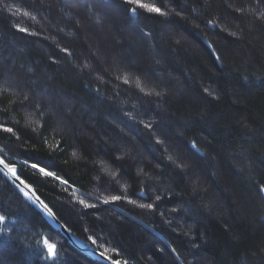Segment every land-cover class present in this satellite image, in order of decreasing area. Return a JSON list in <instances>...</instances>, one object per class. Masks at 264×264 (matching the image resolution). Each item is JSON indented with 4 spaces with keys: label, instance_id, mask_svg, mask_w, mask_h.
<instances>
[{
    "label": "trees",
    "instance_id": "trees-1",
    "mask_svg": "<svg viewBox=\"0 0 264 264\" xmlns=\"http://www.w3.org/2000/svg\"><path fill=\"white\" fill-rule=\"evenodd\" d=\"M141 3L0 0V153L121 264H264V0ZM0 211V264H103L1 173Z\"/></svg>",
    "mask_w": 264,
    "mask_h": 264
},
{
    "label": "snow or ice",
    "instance_id": "snow-or-ice-1",
    "mask_svg": "<svg viewBox=\"0 0 264 264\" xmlns=\"http://www.w3.org/2000/svg\"><path fill=\"white\" fill-rule=\"evenodd\" d=\"M125 3L127 5H129L128 11L131 13L132 16L137 15V8L144 9L148 13H154V14L161 15V16L166 15V13L163 12L162 9L160 7H157L155 4L141 3V0H125ZM7 10L9 12L12 11L11 8H8ZM98 22H99V18H98ZM16 27L22 33H26V34L32 35V36L38 35V33L29 32V29L20 27L19 25H17ZM232 35H235V33H233ZM61 51L65 54H67L68 56L72 55V53L69 51L68 48H63V49H61ZM87 67H88V65H87V63H85L80 68V70L83 71L84 68H87ZM125 83H127V80H125ZM97 91H99V89H97ZM205 91H208V90L205 89ZM157 95H159V93H157ZM0 129H2L6 133H13V128H11V127H4L3 125H0ZM193 147H195V142H193ZM197 151H198V149H197ZM25 163H27V161H25ZM48 167H51V165H49L47 167H42L40 165V163L31 164V168L34 170H38L39 173H41L45 178H55V180L61 181V177L56 175L55 172L49 171ZM0 173H2L4 177L11 179L14 182H18V183H15V186L19 190V192L23 194V197L27 201H29L32 205H35L36 207H38L42 213H44L45 215H47L51 219H53V220L56 219L55 213L52 211V209L46 203H44L42 200H40L39 196L36 195L35 190L32 188V185L27 183L25 180L21 179L22 174H18V169L15 165L9 164L3 158H0ZM62 183L65 185H68L69 182H68V180H63ZM65 190H67V189H65ZM258 192L261 193L262 195H264V184L259 185ZM121 199H122L121 196L113 195L110 197H105V199L103 200V203L108 204L110 202L119 201ZM159 199H160V197L156 196V200H159ZM78 203L80 205H83V207L85 209L94 207V205L87 203L84 199H79ZM129 203L135 204V201H129ZM139 207L140 208H146V209H153L154 205L153 204H140ZM161 215H162V213H161ZM8 221H9V215H6L2 211H0V225H5V227H0V236H7L8 235V232H9V228L7 227ZM92 243L95 244L96 241L92 240ZM43 249L45 250L44 256H43V259L45 261H53V262L56 261V259L58 257L56 244L50 243L47 238H44L43 239ZM113 251L116 252L115 249H113ZM172 251L175 252V249H173ZM116 254H117V256L119 255L118 252ZM99 255L102 258L110 260V264H121V261L119 259H112L111 257H105L104 252L99 253ZM123 264H128L127 260H124Z\"/></svg>",
    "mask_w": 264,
    "mask_h": 264
},
{
    "label": "water",
    "instance_id": "water-1",
    "mask_svg": "<svg viewBox=\"0 0 264 264\" xmlns=\"http://www.w3.org/2000/svg\"><path fill=\"white\" fill-rule=\"evenodd\" d=\"M0 158H3L6 162H8V160L4 157V155L3 154H1L0 153ZM9 163V162H8ZM9 164H11V163H9ZM13 165H15L16 167H17V169H18V174H21V169H20V167L18 166V165H16V164H13ZM2 174V173H1ZM3 175V174H2ZM6 178V177H5ZM8 181H9V183L19 192V190L16 188V186H15V183H18V182H14L13 180H11V179H8V178H6ZM21 179H23L22 177H21ZM24 180V179H23ZM32 188L35 190V192H36V195L37 196H39V198H40V200H42L44 203H46L45 201H44V199L39 195V193L37 192V190L32 186ZM20 193V192H19ZM20 195L23 197V194L22 193H20ZM24 198V197H23ZM25 199V198H24ZM25 201L28 203V204H30L36 211H38L41 215H42V217L48 222V224L55 230V231H57V232H59L67 241H68V243L73 247V248H75L77 251H79L80 253H82L84 256H86V257H88V258H90L91 260H94V261H98V262H101V263H103V264H110V260H108V259H105V258H102L100 255H99V253H101L98 249H96V247L92 244V243H90V242H88V241H86V240H84V239H82L81 237H79L78 235H76L73 231H71L60 219H59V217L56 215V213L53 211V209H52V211L55 213V216H56V219L55 220H53V219H51L50 217H48L47 215H45L44 213H42L41 211H40V209L38 208V207H36L35 205H32L29 201H27L26 199H25ZM105 257H109V256H107V255H105ZM113 259V258H112Z\"/></svg>",
    "mask_w": 264,
    "mask_h": 264
},
{
    "label": "bare ground",
    "instance_id": "bare-ground-1",
    "mask_svg": "<svg viewBox=\"0 0 264 264\" xmlns=\"http://www.w3.org/2000/svg\"><path fill=\"white\" fill-rule=\"evenodd\" d=\"M68 242V241H67Z\"/></svg>",
    "mask_w": 264,
    "mask_h": 264
},
{
    "label": "rangeland",
    "instance_id": "rangeland-1",
    "mask_svg": "<svg viewBox=\"0 0 264 264\" xmlns=\"http://www.w3.org/2000/svg\"><path fill=\"white\" fill-rule=\"evenodd\" d=\"M97 249V248H96Z\"/></svg>",
    "mask_w": 264,
    "mask_h": 264
}]
</instances>
